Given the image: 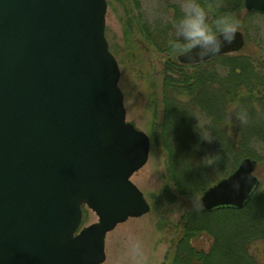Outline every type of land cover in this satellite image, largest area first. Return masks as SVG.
<instances>
[{
  "label": "water",
  "instance_id": "95a60500",
  "mask_svg": "<svg viewBox=\"0 0 264 264\" xmlns=\"http://www.w3.org/2000/svg\"><path fill=\"white\" fill-rule=\"evenodd\" d=\"M264 15V0H243ZM106 0H0V264H101L108 231L150 207L130 181L149 138L125 119ZM234 44L199 64L243 49ZM245 157L203 191L206 212L243 209L258 190ZM239 181L240 188H233ZM97 221L80 228L82 207Z\"/></svg>",
  "mask_w": 264,
  "mask_h": 264
},
{
  "label": "trees",
  "instance_id": "16d2710c",
  "mask_svg": "<svg viewBox=\"0 0 264 264\" xmlns=\"http://www.w3.org/2000/svg\"><path fill=\"white\" fill-rule=\"evenodd\" d=\"M167 2L172 21L166 26L151 29L139 17L129 13L128 18L163 57L158 139L166 150L171 183L181 196L195 199L216 182L211 168L227 175L242 158L258 160L249 150L252 142L264 144V43L249 46L248 23L240 15L263 16L246 11L243 0H201L210 21L219 15L234 17L246 44L240 52L181 64L169 47L181 0ZM130 20L124 24L126 36ZM198 115L206 121L201 127ZM209 140L215 151L210 158ZM185 217L171 264H257L250 249L264 241V192L256 191L240 210L208 213L196 206ZM203 234L211 241L208 249L193 243Z\"/></svg>",
  "mask_w": 264,
  "mask_h": 264
},
{
  "label": "rangeland",
  "instance_id": "374dc122",
  "mask_svg": "<svg viewBox=\"0 0 264 264\" xmlns=\"http://www.w3.org/2000/svg\"><path fill=\"white\" fill-rule=\"evenodd\" d=\"M106 3L105 37L118 63V86L123 94L125 119L149 138L147 160L132 174L130 181L142 192L150 209L139 217H129L106 233L105 260L101 264H171L182 222L189 209L199 206L202 193L195 199L185 198L177 192L169 179L166 150L158 139L159 123L156 118L160 117L161 112L159 106L164 60L162 55L144 41L135 21L132 23L128 15L130 13L139 17L151 29H155L172 21V9L167 0H106ZM240 18L248 23L249 46L254 49L255 42L264 43V16L250 18L243 13ZM128 20L132 24L129 25L130 35L128 33L126 36L124 24ZM243 34L245 35L244 32ZM196 121L199 127L206 124L205 119L199 115L196 116ZM210 142L209 140L207 151L209 158L215 152ZM249 150L258 159H254L257 162L255 175L260 180L257 192H264V144L252 142ZM210 171L216 179L215 183L229 174L218 172L215 168ZM212 185L213 183L210 186ZM96 221V214L83 206L80 228ZM129 238L140 241L142 258L130 255ZM193 243L198 248L208 249L211 241L203 234ZM250 255L257 264H264V241L253 245Z\"/></svg>",
  "mask_w": 264,
  "mask_h": 264
},
{
  "label": "clouds",
  "instance_id": "9594fccd",
  "mask_svg": "<svg viewBox=\"0 0 264 264\" xmlns=\"http://www.w3.org/2000/svg\"><path fill=\"white\" fill-rule=\"evenodd\" d=\"M174 35L170 49L189 60H204L217 55L223 48L236 41L238 22L230 15H219L209 19V10L201 0H181L180 15L173 23ZM239 190L240 182L233 183ZM130 239L129 253L133 258H142L139 240Z\"/></svg>",
  "mask_w": 264,
  "mask_h": 264
}]
</instances>
